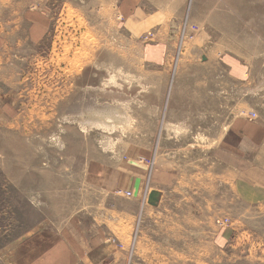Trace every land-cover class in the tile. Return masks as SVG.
Returning a JSON list of instances; mask_svg holds the SVG:
<instances>
[{"label": "rangeland", "instance_id": "rangeland-1", "mask_svg": "<svg viewBox=\"0 0 264 264\" xmlns=\"http://www.w3.org/2000/svg\"><path fill=\"white\" fill-rule=\"evenodd\" d=\"M116 106L128 120L113 131L78 122ZM247 114L264 123V0H0V264L72 219L75 264H264V217L252 237L235 230L231 152L227 222H203L205 238L102 175L138 147L181 173L208 170Z\"/></svg>", "mask_w": 264, "mask_h": 264}, {"label": "crops", "instance_id": "crops-1", "mask_svg": "<svg viewBox=\"0 0 264 264\" xmlns=\"http://www.w3.org/2000/svg\"><path fill=\"white\" fill-rule=\"evenodd\" d=\"M133 13L128 15L131 17ZM144 19L147 21V17ZM33 21L34 28L39 29L41 20ZM135 149L123 159L121 167L108 166L102 170L107 191L129 192L126 198L141 203L145 211L149 192L158 190L157 206L147 203L153 208L154 216L169 215V221L179 224L187 236L197 232L203 238L208 237L205 233L209 232L203 222L212 219L215 223L225 213L226 159L227 151L231 152L233 195L243 207L235 212V230L252 237L254 224L264 217V123L259 117L250 114L236 117L212 148L211 168L197 173H181L174 166L164 165L157 154L150 161L148 147ZM118 174L120 180L115 178ZM205 191H211V196ZM247 208L250 211L245 214ZM80 233L79 221L72 219L54 239L38 234L21 244L24 246L18 249L11 264H75L81 259ZM216 240L225 246L224 232L221 231ZM236 245L243 246V239Z\"/></svg>", "mask_w": 264, "mask_h": 264}, {"label": "bare ground", "instance_id": "bare-ground-1", "mask_svg": "<svg viewBox=\"0 0 264 264\" xmlns=\"http://www.w3.org/2000/svg\"><path fill=\"white\" fill-rule=\"evenodd\" d=\"M127 120V114L117 106L106 110H91L78 118L82 128L95 126L104 131H113L119 126H124Z\"/></svg>", "mask_w": 264, "mask_h": 264}, {"label": "water", "instance_id": "water-1", "mask_svg": "<svg viewBox=\"0 0 264 264\" xmlns=\"http://www.w3.org/2000/svg\"><path fill=\"white\" fill-rule=\"evenodd\" d=\"M160 197V192L158 190H151L147 196V203L151 206H157Z\"/></svg>", "mask_w": 264, "mask_h": 264}, {"label": "built area", "instance_id": "built-area-1", "mask_svg": "<svg viewBox=\"0 0 264 264\" xmlns=\"http://www.w3.org/2000/svg\"><path fill=\"white\" fill-rule=\"evenodd\" d=\"M126 195H130L129 192H125ZM226 222H227V219H220L217 221V223L219 224V226H225L226 225Z\"/></svg>", "mask_w": 264, "mask_h": 264}]
</instances>
